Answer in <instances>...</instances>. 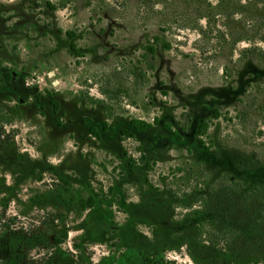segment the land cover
<instances>
[{"label": "rangeland", "instance_id": "rangeland-1", "mask_svg": "<svg viewBox=\"0 0 264 264\" xmlns=\"http://www.w3.org/2000/svg\"><path fill=\"white\" fill-rule=\"evenodd\" d=\"M219 1L0 0V264H235L208 192L264 185V0Z\"/></svg>", "mask_w": 264, "mask_h": 264}, {"label": "trees", "instance_id": "trees-1", "mask_svg": "<svg viewBox=\"0 0 264 264\" xmlns=\"http://www.w3.org/2000/svg\"><path fill=\"white\" fill-rule=\"evenodd\" d=\"M224 1L220 0L218 5H223ZM219 8V6H217ZM229 8L224 9V12H228ZM229 16V15H227ZM207 21H211V16H207ZM73 36V34H70ZM248 38L246 36L240 35L238 40L236 42H242L246 41ZM147 50L154 55L156 52V49L153 46H150L147 48ZM253 50H256L254 48ZM247 52V50L245 51ZM10 77V76H9ZM214 116L217 118L218 114L216 110H214ZM106 123V122H105ZM107 124H104V129H106ZM131 126L136 131H144L151 127L150 124L146 122H138L133 121L131 123ZM209 125H205L203 127L202 131H199L201 135H204L208 129ZM89 131L91 134L96 136L97 138H101L100 133L97 128L94 126H90ZM169 131H171L173 137L176 139L177 142H180V136L172 131L169 128ZM131 135V134H129ZM199 143L202 144L203 142L199 140ZM208 182V180H207ZM205 182V183H207ZM66 185H69L67 182H65ZM216 182H212V186H214ZM220 184V188L217 187V183L214 186V189H210L208 192V195L212 196L213 199L217 196V200H219V196L230 198H238L242 201L241 205V211L245 214L247 218V223H245V227L241 228V231H233L230 230L231 226V220L233 219V214L237 210V207H231V209L228 211L227 215H224L222 217L218 216V220L216 218H212L211 220L207 221V224L209 225V232H207L209 235H212L211 231L217 230V223L224 222V225L222 226L221 231H226V228L228 231L223 232L222 234L225 236H228V239L233 243H239L237 250L233 248H226L225 252L223 251L225 258H238L237 261H235V264H259L264 262V185H257V186H247L243 183L232 179L231 176L226 175L222 176L221 179L218 181ZM225 203V202H224ZM224 205V204H223ZM95 206V200L92 198H88V200H85L81 206L82 210H88ZM228 208H230L228 206ZM204 208L201 210H194L191 215L193 218L197 219L199 218L203 213H205ZM250 220V221H249ZM202 225H204L202 223ZM201 225H199L200 227ZM203 228V227H202ZM201 229L198 228V235L201 234ZM182 246V243H180L178 246L172 247L170 249H179ZM246 252V253H245ZM239 253V254H238ZM241 254V255H240ZM249 255V256H248ZM247 257L249 259L247 260ZM196 264H200L199 262L195 261Z\"/></svg>", "mask_w": 264, "mask_h": 264}]
</instances>
